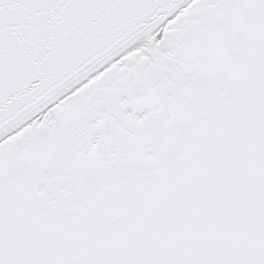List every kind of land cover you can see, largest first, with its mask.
<instances>
[{
  "label": "snow or ice",
  "instance_id": "1",
  "mask_svg": "<svg viewBox=\"0 0 264 264\" xmlns=\"http://www.w3.org/2000/svg\"><path fill=\"white\" fill-rule=\"evenodd\" d=\"M0 264H264V0H0Z\"/></svg>",
  "mask_w": 264,
  "mask_h": 264
}]
</instances>
